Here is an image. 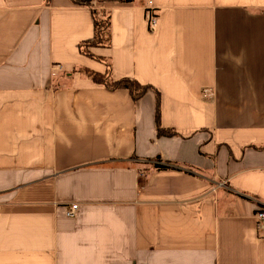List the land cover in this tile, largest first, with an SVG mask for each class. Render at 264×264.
I'll use <instances>...</instances> for the list:
<instances>
[{"label": "crops", "instance_id": "crops-1", "mask_svg": "<svg viewBox=\"0 0 264 264\" xmlns=\"http://www.w3.org/2000/svg\"><path fill=\"white\" fill-rule=\"evenodd\" d=\"M93 4L138 101L90 7L0 0V264H264V0Z\"/></svg>", "mask_w": 264, "mask_h": 264}, {"label": "trees", "instance_id": "trees-1", "mask_svg": "<svg viewBox=\"0 0 264 264\" xmlns=\"http://www.w3.org/2000/svg\"><path fill=\"white\" fill-rule=\"evenodd\" d=\"M49 1L50 0H48V2ZM71 1L74 5L90 7L94 22V39L92 41L82 43L80 45V52L91 59L104 62L107 66V72L105 74H100L88 69H79V72L98 85H103L104 87L112 91L126 90L130 93L134 101L140 100L142 97H144L147 94L149 90H151V87L143 86L137 81L128 78L119 81H114L111 76L109 63L102 58L96 57L90 51L92 48H109L111 45V38H112L111 11L105 9H97L94 6L93 1H96L98 4H106V3L128 4L134 2V0H92L91 2H86L84 0H71ZM157 96H159L158 93ZM156 118H157V124H158L157 128H158L159 136L174 135L172 131H164L160 127L159 107L157 109ZM154 168L156 170H164V169H168L169 167L161 164H156Z\"/></svg>", "mask_w": 264, "mask_h": 264}, {"label": "built area", "instance_id": "built-area-1", "mask_svg": "<svg viewBox=\"0 0 264 264\" xmlns=\"http://www.w3.org/2000/svg\"><path fill=\"white\" fill-rule=\"evenodd\" d=\"M154 21H155V18L151 16L150 22L154 24ZM205 93H207V91H205ZM77 208H78V205H72L70 211L68 212V215L74 216ZM258 219L261 223L264 222V207L262 208L261 212L258 214Z\"/></svg>", "mask_w": 264, "mask_h": 264}, {"label": "water", "instance_id": "water-1", "mask_svg": "<svg viewBox=\"0 0 264 264\" xmlns=\"http://www.w3.org/2000/svg\"><path fill=\"white\" fill-rule=\"evenodd\" d=\"M84 1H86V2H91L92 0H84Z\"/></svg>", "mask_w": 264, "mask_h": 264}]
</instances>
